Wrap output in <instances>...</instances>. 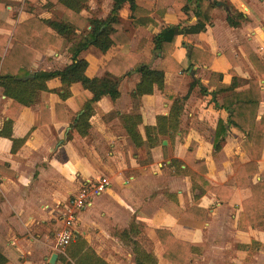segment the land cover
<instances>
[{"label": "crops", "instance_id": "crops-1", "mask_svg": "<svg viewBox=\"0 0 264 264\" xmlns=\"http://www.w3.org/2000/svg\"><path fill=\"white\" fill-rule=\"evenodd\" d=\"M217 1L212 24L205 31L179 35L172 53L173 65L187 69L188 49L195 46L214 55L212 64L195 63L183 72L166 71L167 92L155 86L152 94L141 97L136 110L131 96L141 80L135 70L136 61L141 59L152 68L165 69L163 53L156 48L153 37L164 27L193 25L198 19L192 9L183 11V4L177 0L164 1L162 11L157 9L158 0H137L157 22L148 27L133 25L128 6L120 11L129 44L113 45L106 52L90 46L80 54L89 62L86 73L90 77L105 76L113 58L127 63L119 85L121 96L116 100L103 96L99 100L87 136L72 126L92 97L81 83L72 85V95L66 100L56 92L43 91L38 103L23 108L11 107L12 99L0 88V130L5 120L13 119L14 137L24 139L13 152V141L0 136V255L5 257L4 264H52L50 259L55 253L58 257L54 264H78L79 260L98 263L100 259L107 264H138L140 245L153 252L157 264H173L164 257L157 229L169 230L201 249L202 254L192 253L187 264H264V220L239 227L243 201L252 195V190L238 187L233 166L235 157L242 163L252 160L253 143L246 133L227 127L221 148L215 150L217 123L220 118L227 120L228 111L216 107L212 94L199 98L192 90L184 100L195 78L200 80L195 89L218 90L219 103L225 94L219 90L222 84L242 91L249 88L250 79H258L262 100L256 119L264 115V77L248 55V50L255 53L264 66V0ZM113 5L114 0H88L80 15L105 19ZM62 15L59 0H0V21L13 27L31 18L59 20ZM228 16L237 26L229 24ZM47 30L56 33L50 27ZM3 34L8 35V40L0 54V64L15 42L13 30L0 24V35ZM63 40L60 49L37 52L33 69L65 68L71 62V43ZM227 50L238 62L236 77L230 74L232 64ZM115 69L120 71L122 66ZM218 73H222L221 78ZM47 84L51 89L62 85L58 77ZM195 99H199L197 103ZM131 112L140 113L143 119L139 129L145 143L140 147L122 123V115ZM159 115L169 117V134L164 137L157 133ZM211 117L212 122L208 119ZM199 121L204 123L199 124L203 129L211 126L212 136L202 134L205 129H194ZM191 123L195 126L189 127ZM192 141L196 142V154L190 157ZM144 147L150 149L151 160L143 164L140 159ZM191 162L227 164L226 169L213 168L203 176L213 185L232 187L231 197L225 200L211 191L193 189L192 176L197 178L200 173ZM257 164L253 182L264 180V139ZM99 176L109 177L111 187L94 196L91 205L79 212L76 238L67 247L66 256L59 254L55 242L64 225L65 206L86 183ZM140 236H145L143 241Z\"/></svg>", "mask_w": 264, "mask_h": 264}, {"label": "trees", "instance_id": "trees-1", "mask_svg": "<svg viewBox=\"0 0 264 264\" xmlns=\"http://www.w3.org/2000/svg\"><path fill=\"white\" fill-rule=\"evenodd\" d=\"M164 1L158 0L157 9L162 11ZM183 4L182 10L188 12L193 10L197 16V22L193 25L182 26L180 24L164 27L154 37L153 41L157 49L163 53L162 63L165 69H155L150 63L138 59L135 70L141 74V80L137 84L131 96L134 100V110L139 109L140 99L145 94H152L155 86H158L163 92H167L164 85L165 72L174 70L183 72L188 68H193L195 63L210 66L214 55L195 46L188 49L190 64L187 69L181 65L174 66L172 61L173 50L176 40L181 34L199 33L205 31L209 24H212V13L218 6L217 0H177ZM88 0H59V6L63 10L61 19H39L31 18L17 24L15 27L0 21L1 26L12 29L15 42L10 52L4 56L0 64V88L5 96L12 99L11 107H29L39 102L40 94L43 91L56 92L62 100H66L72 95L71 87L75 83H81L82 86L92 93V97L85 102L81 113L76 117L72 126L82 136H87L91 129V117L95 114L96 104L103 96H109L116 100L121 96L119 90L120 82L123 78L127 63L120 58H113L107 65V73L103 77H90L86 73L89 62L81 58L80 54L90 46H96L101 51L106 52L113 45L129 44L130 37L125 29V25L120 17V11L128 6L130 18L134 26L148 27L150 24H157L154 18L150 16V11L141 7L137 0H114V5L110 14L105 19L85 18L80 12L86 7ZM226 6V4L223 3ZM228 22L232 26H237L231 16H228ZM88 25L91 26L88 29ZM52 28L56 33H50L47 29ZM78 30L80 32H78ZM41 34V35H40ZM71 43L69 52L71 53V62L63 69L57 70H34L33 64L37 52H46L48 49H60L64 40ZM8 40V35H0V54L4 53V47ZM229 58L232 68L230 74L237 76L236 67L238 62L231 54V51L225 52ZM248 55L257 71L264 77V68L262 63L256 57L255 53L248 50ZM122 66L120 71L114 70V67ZM173 65V66H172ZM195 74V71H192ZM222 77V73H218ZM60 78L61 87L51 89L48 81L54 78ZM200 85L199 78H195L191 84L186 100L195 86ZM249 88L237 91L231 85L222 84L219 90L225 92L222 102L216 100V92H209L201 87L204 94H212V99L216 107L228 111L226 121L219 119L214 137V148L219 150L221 142L225 139L226 128L234 127L247 134L253 144L251 151L252 160L242 163L235 157L233 166L237 177L238 187H250L252 195L243 201V211L239 218V227L246 228L248 225L264 220V180L253 182L252 176L258 172L257 160L261 156L264 139V115L260 120L256 119L257 108L262 100L261 86L258 79L249 80ZM43 117V115H42ZM158 135H168L166 130L168 116H158ZM13 119L5 120L0 130V136L7 137L13 141L12 151L15 152L24 142L23 138H15L13 135ZM143 119L140 113H127L122 115V123L126 128L129 137L138 147L143 146L145 141L140 132L139 125ZM43 122V118H42ZM70 136V134H69ZM195 141H192L189 149V156L194 154L196 148ZM192 167H199L201 162H191ZM193 189H199L201 193L211 191L218 198L228 200L234 193V189L227 184L213 185L203 175L192 176ZM157 235L164 248V257L173 264H187L192 253H199V247H193L189 242L182 241L173 235L169 230L157 229ZM79 236V235H78ZM76 238V237H75ZM137 257L138 264H157V257L153 252L140 249ZM5 263V257L0 255V264ZM56 264H63L57 262ZM66 264H72L68 262ZM78 264H86V260H79ZM94 264H107L101 259Z\"/></svg>", "mask_w": 264, "mask_h": 264}, {"label": "built area", "instance_id": "built-area-1", "mask_svg": "<svg viewBox=\"0 0 264 264\" xmlns=\"http://www.w3.org/2000/svg\"><path fill=\"white\" fill-rule=\"evenodd\" d=\"M111 179L107 176H99L89 181L81 188L79 194L72 197L65 206L63 214V227L58 230L55 249L59 254L67 255V247L76 237L75 223L81 210L91 205L94 196L101 194L111 187Z\"/></svg>", "mask_w": 264, "mask_h": 264}, {"label": "rangeland", "instance_id": "rangeland-1", "mask_svg": "<svg viewBox=\"0 0 264 264\" xmlns=\"http://www.w3.org/2000/svg\"><path fill=\"white\" fill-rule=\"evenodd\" d=\"M14 11H16V8L14 9ZM12 13H14V12H12ZM263 68H264V66H263ZM197 88V87H196ZM193 91L195 92V94L197 95V97H199V98H202L203 96H204V93L200 90H197V89H195V87H194V89H193ZM198 100L199 99H195L194 101H196V103L198 102ZM3 104V103H2ZM192 107V106H191ZM211 122L213 121V118L211 117V118H208ZM209 121V122H210ZM210 122V123H211ZM199 124L201 125V124H204L202 121H199V122H197V124H195L196 125V128H194V129H200L202 126H199ZM193 123H191L190 125H189V127H194L195 126ZM209 127V128H208ZM210 125L208 124V126H206V129H205V126H204V129H205V132H203L202 134H205V136L206 137H210V134H211V136H212V133L210 132ZM202 130H204L203 128H201ZM196 132H197V130H196ZM195 135H197V133H194ZM165 135H162V137H164ZM162 137L160 136V137H158V139H159V141H161V139H162ZM161 145H163L162 144V142H160V146ZM194 146H196V145H194ZM196 152V151H195ZM194 152V154H196ZM141 154H142V159H140V161L144 164V163H147V162H149V160H151V155H150V149L149 148H147V147H144V148H142L141 149ZM166 157H167V154H166ZM161 163H163L164 165H166V163L164 162V161H161ZM226 167H227V164H225V163H222L221 165L220 164H217V165H214V164H208V163H205V164H201V165H199V167H194V169L197 171V172H199L200 174H202V175H206L207 173H209V171L211 170V169H213V168H219V169H226ZM187 171L189 170V169H186ZM160 182V181H159ZM78 185H79V187L82 185L81 184V181H78ZM141 237V239H142V241H143V239H144V237L145 236H140ZM140 248H142V249H144V250H146L144 247H142L141 245L139 246ZM147 251V250H146ZM202 251H200L198 254H202L201 253ZM202 264H204V261H202L201 262ZM86 264H94V262L93 261H91V260H87L86 261Z\"/></svg>", "mask_w": 264, "mask_h": 264}, {"label": "water", "instance_id": "water-1", "mask_svg": "<svg viewBox=\"0 0 264 264\" xmlns=\"http://www.w3.org/2000/svg\"><path fill=\"white\" fill-rule=\"evenodd\" d=\"M166 142V140L164 141V143ZM57 257H58V255L55 253V254H53V256L51 257V259H50V262L52 263V264H54L55 262H56V259H57Z\"/></svg>", "mask_w": 264, "mask_h": 264}]
</instances>
